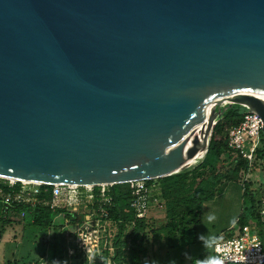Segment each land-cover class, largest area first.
<instances>
[{
    "label": "water",
    "instance_id": "95a60500",
    "mask_svg": "<svg viewBox=\"0 0 264 264\" xmlns=\"http://www.w3.org/2000/svg\"><path fill=\"white\" fill-rule=\"evenodd\" d=\"M264 0H0V180L150 181L261 119Z\"/></svg>",
    "mask_w": 264,
    "mask_h": 264
},
{
    "label": "trees",
    "instance_id": "16d2710c",
    "mask_svg": "<svg viewBox=\"0 0 264 264\" xmlns=\"http://www.w3.org/2000/svg\"><path fill=\"white\" fill-rule=\"evenodd\" d=\"M243 112L244 109L241 106L232 105L214 123L206 153L193 168L190 167L160 179L146 181L147 187H155L152 198L158 193L157 196L164 207V221L158 227L152 226L149 220L134 218L133 212L128 206L131 197L126 189V184L112 186L110 191L112 205L105 207L106 216L101 218L110 222L119 220L120 223L105 224V237L100 243V249L102 253H105L104 259L109 257L106 256L107 246L111 245L115 248L111 257L112 264H147L143 262L146 256L147 240H149L151 248L157 241H161L160 243L166 249L178 251L181 239L189 238V242L192 240L191 234L200 219L202 204L220 194L228 184L241 185L243 196L247 198L249 204L246 211L235 220L236 231L230 228L222 238L226 239L238 234L241 227L248 222L262 223L263 220L258 217V210L264 198V191L253 189L252 183L248 179H244L249 169L246 161L230 151L226 144L227 129L242 119ZM224 154L230 158V161L225 165V160L222 159ZM252 166L261 172L264 171V139L262 136L260 145L255 151ZM40 190V196H45L49 187L42 186ZM20 214L23 216L20 217ZM59 214H63L66 219L69 218L64 211L60 210H51L45 207L28 208L21 205L6 206L0 203V225L19 221L25 226L49 229L53 225V218ZM70 222L73 223L74 220L70 219ZM50 249V261L47 262L49 264H54V261H57L56 264H85L81 255L76 251L73 256L69 257L70 262H68L63 246L60 250L57 249V246ZM208 254L210 252L205 256L189 258L186 262L176 254L177 257H174L173 264H188L195 259L205 258ZM151 264H155L154 261Z\"/></svg>",
    "mask_w": 264,
    "mask_h": 264
},
{
    "label": "built area",
    "instance_id": "2783aa9c",
    "mask_svg": "<svg viewBox=\"0 0 264 264\" xmlns=\"http://www.w3.org/2000/svg\"><path fill=\"white\" fill-rule=\"evenodd\" d=\"M244 109L242 119L234 126L227 129V148L244 159L248 168L254 161L255 151L260 145L261 119L247 107ZM146 181H131L126 183V189L130 194L129 208L135 219H146L149 209L148 200L152 198L155 191L154 186L147 187ZM48 186L49 190L45 196H40L41 187ZM109 185H39L0 180V203L6 206L21 205L28 208L45 207L51 210L64 211L69 218H64V229L66 241L64 250L69 257L78 252L85 264H112L111 257L115 248L107 246V258H103L100 243L105 237V224L120 223L103 220L106 216L105 207L112 205ZM150 194V196H149ZM154 199V198H152ZM23 214H20L22 217ZM258 217L264 220V198L258 210ZM70 219L74 222H70ZM253 224L248 222L243 225L238 234L220 240V246L214 249V254L233 255L225 260V264H264L261 241L258 234L253 230ZM243 248L246 259L240 261L235 255L236 247ZM93 254L95 258L93 259ZM202 259H195L188 264H200ZM104 261V262H103ZM54 264L57 261L53 262ZM42 264H49L45 261Z\"/></svg>",
    "mask_w": 264,
    "mask_h": 264
},
{
    "label": "rangeland",
    "instance_id": "374dc122",
    "mask_svg": "<svg viewBox=\"0 0 264 264\" xmlns=\"http://www.w3.org/2000/svg\"><path fill=\"white\" fill-rule=\"evenodd\" d=\"M222 159L225 160L224 165L230 161L227 154H224ZM254 175L260 179L261 171L252 166L248 169L244 179L251 182ZM256 184V189L259 190V182ZM242 192L241 185L228 184L220 194L204 202L201 206L200 219L191 234L192 240L189 242V238L181 239L178 251L166 249L160 243L161 241H157L155 246L153 244L155 248H151L150 242L147 240L148 243L145 245L146 256L143 262L147 264H151L153 261L155 264H173L174 257L176 258L177 255L184 262L198 255L205 256L210 250L204 247L201 237L215 235L221 240L230 228L236 231V224L233 221L246 211L245 209L249 204ZM157 194L153 197L154 199L147 198L149 209L145 214L146 220H149L154 227H158L164 221V207ZM207 214H214L216 219L209 223ZM61 217L60 215L55 216L53 225L49 229L25 226L19 221L0 225V264H42L44 261L49 262L50 248L57 246V249L60 250L66 241L65 232L62 229L64 220ZM252 224L255 225L252 231L259 235V239L260 237L263 238L261 229L263 224H256L255 221H252ZM48 245L50 246L48 247Z\"/></svg>",
    "mask_w": 264,
    "mask_h": 264
},
{
    "label": "clouds",
    "instance_id": "9594fccd",
    "mask_svg": "<svg viewBox=\"0 0 264 264\" xmlns=\"http://www.w3.org/2000/svg\"><path fill=\"white\" fill-rule=\"evenodd\" d=\"M208 222L211 223L216 219L214 214H207ZM235 223V221H233ZM201 241L204 244V247L208 250H210V254H208L201 262L200 264H225V260L233 255L232 252L226 253V254H214V249L220 246V240L215 235H208L201 237ZM235 255L239 257L240 261H244L246 259L245 255L243 254V248L242 247H236L235 248ZM93 259L95 258V255L93 254Z\"/></svg>",
    "mask_w": 264,
    "mask_h": 264
},
{
    "label": "crops",
    "instance_id": "0c3cea01",
    "mask_svg": "<svg viewBox=\"0 0 264 264\" xmlns=\"http://www.w3.org/2000/svg\"><path fill=\"white\" fill-rule=\"evenodd\" d=\"M252 181H251V183H252V188L253 189H256V187H257V184L256 183H258L259 182V190L260 191H264V171H262L261 172V176H260V179H259V177L257 176H252ZM251 224H252V222H250ZM262 227H261V229H262V231H263V238H261L260 237V241H261V244H262V250H263V253H264V220L262 221ZM253 226L255 227V225L253 224ZM253 227V228H254ZM259 236V235H258ZM199 256V255H198ZM195 257H197V256H195Z\"/></svg>",
    "mask_w": 264,
    "mask_h": 264
},
{
    "label": "bare ground",
    "instance_id": "6f19581e",
    "mask_svg": "<svg viewBox=\"0 0 264 264\" xmlns=\"http://www.w3.org/2000/svg\"><path fill=\"white\" fill-rule=\"evenodd\" d=\"M261 98V100L264 102V98L263 97H260ZM200 162V160H198V161H196L195 163H192V165L193 164H197V163H199Z\"/></svg>",
    "mask_w": 264,
    "mask_h": 264
}]
</instances>
